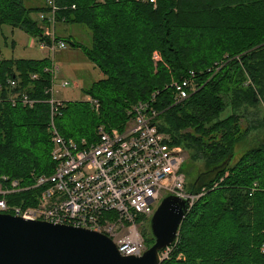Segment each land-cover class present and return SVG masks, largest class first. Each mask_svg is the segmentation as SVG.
<instances>
[{"label":"trees","instance_id":"16d2710c","mask_svg":"<svg viewBox=\"0 0 264 264\" xmlns=\"http://www.w3.org/2000/svg\"><path fill=\"white\" fill-rule=\"evenodd\" d=\"M56 3L58 22L82 25L91 35L89 46L58 38L81 48L102 74L82 89L97 108L88 100L63 101L54 116L58 133L92 143L98 125L122 129L131 106L155 94L151 105L159 131L188 155L181 167L185 176L187 161L194 164L188 170L195 178L186 187L203 192L159 264H264V0ZM46 10L24 0H0V28L9 25L40 38L31 14ZM49 64L48 57H0V179L33 185L35 176L53 171L51 78L44 71ZM190 71L197 88L174 103L170 84ZM22 93L35 100L31 107L12 104L10 97ZM261 106V128L247 142L255 125L247 121L243 128L242 118ZM236 146L243 148L238 155ZM38 191L30 187L8 198L32 206ZM153 241L145 239L146 247Z\"/></svg>","mask_w":264,"mask_h":264},{"label":"built area","instance_id":"2783aa9c","mask_svg":"<svg viewBox=\"0 0 264 264\" xmlns=\"http://www.w3.org/2000/svg\"><path fill=\"white\" fill-rule=\"evenodd\" d=\"M139 1L155 6V0ZM44 5L47 10L36 13L42 35L40 38L31 36L30 45L52 56L48 57L50 64L44 71L49 72L51 78L48 102L50 156L54 168L51 174L35 176L33 185L1 177L0 213L91 229L107 235L121 255L141 256L147 247L138 224L149 223L161 199L165 195H175L187 199L191 206L203 189L197 194L189 193L185 173L181 171L187 153L182 146L171 144L168 134L159 131L158 112L151 105L155 94L149 101H138L131 106L122 129L98 125L96 141L92 143L65 138L58 133L54 116L64 100L55 97L59 64L54 61L53 54L65 49L67 43L54 31L59 9L56 0H44ZM153 58H158L157 52L153 53ZM194 75L190 71L188 76L171 82L174 103L183 101L196 90ZM10 84L14 86L15 82ZM69 85L70 81L59 79L57 87L64 89ZM10 100L13 105L20 103L28 107L35 102L26 93L14 94ZM86 100L97 108L95 99L87 97ZM30 187H39L35 205H18L8 198ZM175 242L176 239L159 251L161 261L169 256Z\"/></svg>","mask_w":264,"mask_h":264},{"label":"water","instance_id":"95a60500","mask_svg":"<svg viewBox=\"0 0 264 264\" xmlns=\"http://www.w3.org/2000/svg\"><path fill=\"white\" fill-rule=\"evenodd\" d=\"M189 208L187 199L165 195L149 221L154 241L141 256L121 255L91 229L0 213V264H159V251L175 241Z\"/></svg>","mask_w":264,"mask_h":264},{"label":"rangeland","instance_id":"374dc122","mask_svg":"<svg viewBox=\"0 0 264 264\" xmlns=\"http://www.w3.org/2000/svg\"><path fill=\"white\" fill-rule=\"evenodd\" d=\"M40 3L39 0H24L26 6H34ZM32 17L36 18V13L31 14ZM55 34L61 36L65 40L70 42H79L83 46L90 45V31L79 24H66L63 22H57L54 28ZM58 36V37H59ZM33 39L31 35L23 32L18 28H12L9 25H3L0 28V57H15V58H43L49 57L51 59V54L49 56L46 50H40L36 46H31L30 42ZM34 42H36L34 40ZM53 59L59 64L58 75L59 78L56 80L58 86L59 79H66L70 81V85L64 89H59L55 87V97L67 100H86L87 96L82 92V89L88 86L93 81L101 77V72L94 66L84 55L81 48H77L70 43L63 50H56L53 54ZM76 83V84H75ZM262 106L261 110L257 114L248 113L245 118H242L243 128L247 125V121L251 124L253 123L255 127L251 128V132L246 141L250 142L253 140L255 135L259 132L260 126L256 125L257 121L260 120L262 116ZM244 145V144H243ZM243 148L236 146L234 150V155L238 153ZM188 156V155H187ZM192 162L187 161L186 163V180L190 183L194 180L196 173L189 171V167L193 166ZM149 224V223H148ZM139 230L144 236V239H150L152 237L150 226L147 223L143 226L138 224Z\"/></svg>","mask_w":264,"mask_h":264},{"label":"crops","instance_id":"0c3cea01","mask_svg":"<svg viewBox=\"0 0 264 264\" xmlns=\"http://www.w3.org/2000/svg\"><path fill=\"white\" fill-rule=\"evenodd\" d=\"M40 1V3L38 4V5H44V0H39ZM60 23V22H59ZM64 23V22H63ZM56 36H59V35H57L56 34ZM59 37H61V36H59ZM64 39V38H63ZM93 68H96L95 66H92Z\"/></svg>","mask_w":264,"mask_h":264}]
</instances>
